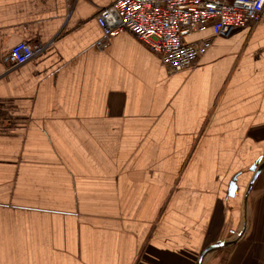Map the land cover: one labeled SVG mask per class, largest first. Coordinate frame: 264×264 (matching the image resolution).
<instances>
[{"label": "crops", "instance_id": "1", "mask_svg": "<svg viewBox=\"0 0 264 264\" xmlns=\"http://www.w3.org/2000/svg\"><path fill=\"white\" fill-rule=\"evenodd\" d=\"M113 1L0 0V264H264V19L170 75Z\"/></svg>", "mask_w": 264, "mask_h": 264}, {"label": "built area", "instance_id": "2", "mask_svg": "<svg viewBox=\"0 0 264 264\" xmlns=\"http://www.w3.org/2000/svg\"><path fill=\"white\" fill-rule=\"evenodd\" d=\"M264 19V0H114L96 16L107 49L114 38L131 32L158 54L173 75L192 68L219 37ZM38 41L22 40L5 57L6 66L26 64L45 50Z\"/></svg>", "mask_w": 264, "mask_h": 264}, {"label": "water", "instance_id": "3", "mask_svg": "<svg viewBox=\"0 0 264 264\" xmlns=\"http://www.w3.org/2000/svg\"><path fill=\"white\" fill-rule=\"evenodd\" d=\"M262 161L263 159L261 158L260 160H258L255 164H253L252 166V170L256 172V175L255 177L253 178V180L250 182L249 184V188H248V192L247 194L250 193L253 185H254V182L257 178V175L258 173H260L261 169L263 168L264 164H262ZM237 189H238V176H235L231 182V186H230V193L231 195L235 194L237 192ZM215 247V246H214ZM214 247H211V248H214ZM211 248H209L208 250H210ZM207 250V251H208Z\"/></svg>", "mask_w": 264, "mask_h": 264}]
</instances>
